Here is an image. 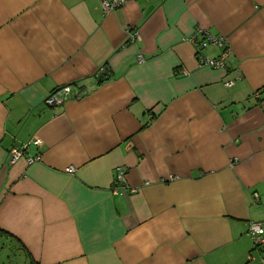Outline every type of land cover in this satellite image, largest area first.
Listing matches in <instances>:
<instances>
[{"label":"crops","instance_id":"0c3cea01","mask_svg":"<svg viewBox=\"0 0 264 264\" xmlns=\"http://www.w3.org/2000/svg\"><path fill=\"white\" fill-rule=\"evenodd\" d=\"M263 219L264 0H0V264H264Z\"/></svg>","mask_w":264,"mask_h":264},{"label":"built area","instance_id":"2783aa9c","mask_svg":"<svg viewBox=\"0 0 264 264\" xmlns=\"http://www.w3.org/2000/svg\"><path fill=\"white\" fill-rule=\"evenodd\" d=\"M128 0H100L103 13L106 14L111 10L124 5ZM199 36V37H198ZM138 38V32L134 29L128 31V41H134ZM190 40L195 43L196 48V63L198 66H208L213 68H222L227 66L231 58V49L228 40L223 35L214 34L203 28H196L190 36ZM208 45H215L219 49V53L215 57H205L200 54V50ZM144 58L141 54L137 55V61H143ZM106 70L105 66L99 69L100 74ZM181 73L188 74L187 69H181ZM234 80L226 81V85L233 84ZM83 88H73L71 83H66L55 87L44 99V102L49 106H57L63 104L67 99L79 98L85 94ZM24 144L19 148H12L8 152L7 162L9 164L15 163L18 159L24 158L27 163L41 161V154L29 155L26 152V146ZM67 172H73L74 167L68 166L65 168ZM178 175H169L168 180L178 179ZM125 182V171L117 167L113 178V187ZM148 183V182H146ZM255 200H257V194H254ZM247 233L249 234L252 242V247L259 253V260L264 262V219L263 220H250L247 226Z\"/></svg>","mask_w":264,"mask_h":264},{"label":"trees","instance_id":"16d2710c","mask_svg":"<svg viewBox=\"0 0 264 264\" xmlns=\"http://www.w3.org/2000/svg\"><path fill=\"white\" fill-rule=\"evenodd\" d=\"M105 75H108V71H106V70L104 72H102V74H100L101 78H99V81H102L104 79Z\"/></svg>","mask_w":264,"mask_h":264},{"label":"water","instance_id":"95a60500","mask_svg":"<svg viewBox=\"0 0 264 264\" xmlns=\"http://www.w3.org/2000/svg\"><path fill=\"white\" fill-rule=\"evenodd\" d=\"M99 78H101V76Z\"/></svg>","mask_w":264,"mask_h":264}]
</instances>
